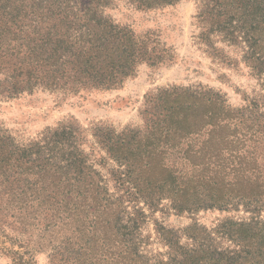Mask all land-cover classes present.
<instances>
[{"label":"trees","instance_id":"obj_1","mask_svg":"<svg viewBox=\"0 0 264 264\" xmlns=\"http://www.w3.org/2000/svg\"><path fill=\"white\" fill-rule=\"evenodd\" d=\"M130 1L146 10L181 0ZM210 1L220 23L246 30L254 72L264 75V0ZM111 4L0 0V97L111 90L138 65L161 62L165 50L105 15ZM142 114V129L93 132L104 154L97 161L72 124L24 144L0 129V253L11 264H37L59 231L47 264H264V115L256 102L231 108L212 90L175 87L149 96ZM205 211L246 217L182 231L155 219ZM150 220L163 251L150 248Z\"/></svg>","mask_w":264,"mask_h":264},{"label":"rangeland","instance_id":"obj_2","mask_svg":"<svg viewBox=\"0 0 264 264\" xmlns=\"http://www.w3.org/2000/svg\"><path fill=\"white\" fill-rule=\"evenodd\" d=\"M105 15L118 26L129 28L137 38L150 39L158 50H165L164 59L153 66L138 65L131 77L111 90L69 92L38 88L13 99L0 97V129L24 144L46 128L72 124L80 132L81 149L97 161L104 154L94 145L93 132L100 127L117 132L142 129L145 101L161 90L209 89L221 94L231 108L254 101L264 115V75L254 72L256 57L249 56L252 50L248 48L246 30L235 23H220L210 0H181L146 10L135 7L130 0H112ZM103 172L106 174L104 169ZM245 217L241 212L218 211L193 216L155 214L159 224L177 231L193 223L212 228L226 219ZM153 228L151 220L143 228L151 237L150 248L163 251ZM59 232L50 236L43 245L44 251L35 255L37 264L48 263L50 248L60 241ZM0 264H11V260L0 253Z\"/></svg>","mask_w":264,"mask_h":264}]
</instances>
